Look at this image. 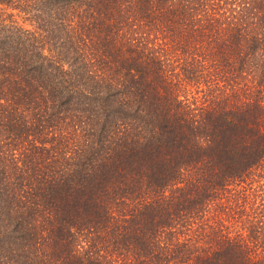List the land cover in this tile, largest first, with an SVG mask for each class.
<instances>
[{
  "label": "trees",
  "instance_id": "1",
  "mask_svg": "<svg viewBox=\"0 0 264 264\" xmlns=\"http://www.w3.org/2000/svg\"><path fill=\"white\" fill-rule=\"evenodd\" d=\"M0 264H264V0H0Z\"/></svg>",
  "mask_w": 264,
  "mask_h": 264
}]
</instances>
